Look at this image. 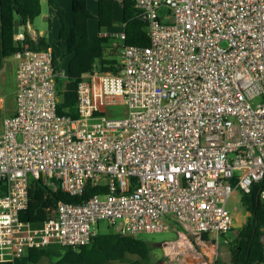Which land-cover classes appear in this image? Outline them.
<instances>
[{
	"label": "built area",
	"instance_id": "obj_1",
	"mask_svg": "<svg viewBox=\"0 0 264 264\" xmlns=\"http://www.w3.org/2000/svg\"><path fill=\"white\" fill-rule=\"evenodd\" d=\"M135 2L150 45H125L124 25L108 33L119 41L117 72L83 77L77 118L57 113L51 49L25 44L13 55L16 113L0 130V262L79 250L102 221L134 237L176 221L218 241L235 226L231 195L264 180V0ZM34 180L71 196L88 183L107 192L59 202L33 227L20 215Z\"/></svg>",
	"mask_w": 264,
	"mask_h": 264
},
{
	"label": "trees",
	"instance_id": "obj_2",
	"mask_svg": "<svg viewBox=\"0 0 264 264\" xmlns=\"http://www.w3.org/2000/svg\"><path fill=\"white\" fill-rule=\"evenodd\" d=\"M116 0H97L98 21L100 30L111 29L114 26V4ZM123 2V30L126 35L125 45L146 47L150 45L147 22L136 7L135 0H122ZM73 23L68 25L62 20L59 40L65 45V50L72 55L67 67L66 82L62 85L57 79L58 106L60 116L77 118L78 85L83 77L99 70L101 73L117 72L119 41L111 35H100L95 38L89 36V20L93 15L88 8V0H73ZM62 18L63 13L59 10ZM41 15V0H0V71L5 60L12 57L17 51L28 44L32 50H47L49 44L45 39L34 41L28 34L27 27ZM23 29L25 41L16 40L15 29ZM59 70V69H58ZM63 86V88H61ZM7 184H0V195L7 191ZM107 192L106 186L95 187L88 183L82 196H71L61 190H53L46 186L42 180H34L30 184V202L27 209L21 212L20 218L29 222L33 227H40L50 217L59 202L80 204L96 194ZM264 180L254 184L251 192H241V203L251 217V223L237 230L234 242L227 239L231 262L233 264H264ZM225 238V235H222ZM202 240L208 241L209 236L204 234ZM125 253H137L146 256L149 246L138 237L122 235L119 233H99L91 243L80 248L79 252L70 249L65 260L75 255L78 263L97 262L116 259ZM30 260L38 263L46 250L32 249L28 251ZM0 264H13L0 262Z\"/></svg>",
	"mask_w": 264,
	"mask_h": 264
},
{
	"label": "crops",
	"instance_id": "obj_3",
	"mask_svg": "<svg viewBox=\"0 0 264 264\" xmlns=\"http://www.w3.org/2000/svg\"><path fill=\"white\" fill-rule=\"evenodd\" d=\"M72 1L73 0H41V15L27 27L28 34L32 40L37 41L38 39H45L48 42L49 49L53 51L56 59L66 52L65 45L59 40V33L62 20L68 25L73 23ZM118 3L119 5H123L122 0H116L114 4V14L115 5ZM88 8L93 15V19L96 20L95 18L98 14L97 0H88ZM59 10L63 13L62 18L59 14ZM88 28L90 38L107 35L112 29L100 30L97 20L96 22H91V20H89ZM19 31L23 32V29H19ZM17 67V61L12 56L5 60L0 74L3 78H6L9 72L16 81ZM15 113L16 104L6 117L13 116ZM2 124L3 121L0 123V130L2 129ZM170 231L175 233L174 239L162 241L160 244L156 245L147 243L149 246V253L146 256L139 255L137 257L133 255L134 259H130L129 261L128 255L125 254V250H122L121 256L116 259L78 263L75 261V255H70V258L65 260L70 249L61 246H51L45 249L47 255L43 256L38 263H33L30 260L28 252L19 258H9V262L13 264H42L44 258L50 255V252L53 251L52 249L55 248V250L59 252L58 257L53 261H48V264H233L231 259L229 263L220 262L219 252L216 254V252L205 243L207 241L204 242L202 238L201 240L195 238L188 228L180 223L174 221L172 230ZM114 233H117L116 229ZM210 240L215 242V238L209 236L208 241ZM225 241L228 244L227 239H225Z\"/></svg>",
	"mask_w": 264,
	"mask_h": 264
},
{
	"label": "rangeland",
	"instance_id": "obj_4",
	"mask_svg": "<svg viewBox=\"0 0 264 264\" xmlns=\"http://www.w3.org/2000/svg\"><path fill=\"white\" fill-rule=\"evenodd\" d=\"M120 6V7H119ZM165 10H161L159 13L162 14ZM96 20H92L93 22ZM123 25V5L116 4L115 5V14H114V26L111 29V32L119 31ZM72 59V55H69L65 52L64 55L59 56L57 60V67L59 69V79L62 81V85L66 82L64 78L67 75V67ZM64 76V77H63ZM63 88V86H61ZM17 89V77L16 81L14 77L8 72L6 78H3L0 74V123L4 120V118L9 115L11 110L16 104V95L15 91ZM113 110L117 111L120 115L124 114L125 108L123 106H118L112 108ZM242 194L241 192L236 191L234 194L231 195L227 202V209L233 214L235 219V226L234 228L225 234V238L220 237L218 241L215 239L214 241H207L205 242L208 247L212 248L213 251L219 252L220 262L229 263L230 262V251L229 245L226 243L225 239L231 240L234 242V239L237 234V230L241 229L242 227L246 226L247 224L251 223V217L244 209L242 203ZM98 230H100L101 234L107 233H114L115 228L110 227L106 221H102L99 225ZM140 240H143L145 243L149 244H160L162 241H167L175 238V233L172 231L167 232H159V233H144L138 237ZM53 251L50 252V255L44 258L42 264H48V261H53L55 258L58 257L59 252L52 249ZM78 253V250H75ZM125 254L128 255V261L130 259H134L133 255L139 256L137 253H130L126 252ZM126 255V256H127ZM132 257V258H131ZM127 262V261H125Z\"/></svg>",
	"mask_w": 264,
	"mask_h": 264
},
{
	"label": "water",
	"instance_id": "obj_5",
	"mask_svg": "<svg viewBox=\"0 0 264 264\" xmlns=\"http://www.w3.org/2000/svg\"><path fill=\"white\" fill-rule=\"evenodd\" d=\"M19 32V28L15 29V33L17 34ZM263 244H264V238H263Z\"/></svg>",
	"mask_w": 264,
	"mask_h": 264
},
{
	"label": "bare ground",
	"instance_id": "obj_6",
	"mask_svg": "<svg viewBox=\"0 0 264 264\" xmlns=\"http://www.w3.org/2000/svg\"><path fill=\"white\" fill-rule=\"evenodd\" d=\"M195 261V260H194Z\"/></svg>",
	"mask_w": 264,
	"mask_h": 264
}]
</instances>
